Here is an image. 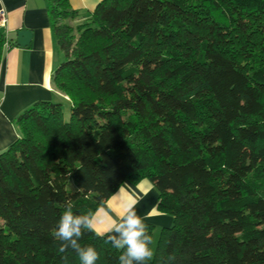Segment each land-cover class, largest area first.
I'll use <instances>...</instances> for the list:
<instances>
[{
  "label": "trees",
  "instance_id": "trees-1",
  "mask_svg": "<svg viewBox=\"0 0 264 264\" xmlns=\"http://www.w3.org/2000/svg\"><path fill=\"white\" fill-rule=\"evenodd\" d=\"M46 9L61 98L23 110L0 153V264H80L53 236L65 201L92 214L143 179L173 218L147 264H264V0H101L75 24L68 0ZM6 42L0 26V61ZM105 240L79 243L118 264Z\"/></svg>",
  "mask_w": 264,
  "mask_h": 264
},
{
  "label": "crops",
  "instance_id": "crops-1",
  "mask_svg": "<svg viewBox=\"0 0 264 264\" xmlns=\"http://www.w3.org/2000/svg\"><path fill=\"white\" fill-rule=\"evenodd\" d=\"M79 17L72 24L87 18L101 0H68ZM4 12L2 26L10 45L3 48L0 61V153L19 136L17 117L38 101L58 100L52 75L63 60L50 25L46 0H0ZM29 30L31 38L25 46L16 44L17 31ZM158 192L153 183L143 179L125 181L95 210L94 225L105 233L111 219L123 214L129 202L145 222L155 226V238L162 227H169L172 216L156 210ZM106 237V236H105Z\"/></svg>",
  "mask_w": 264,
  "mask_h": 264
},
{
  "label": "clouds",
  "instance_id": "clouds-1",
  "mask_svg": "<svg viewBox=\"0 0 264 264\" xmlns=\"http://www.w3.org/2000/svg\"><path fill=\"white\" fill-rule=\"evenodd\" d=\"M53 236L60 241L59 251L73 250L79 257L80 264H96L100 256L92 246L82 247L79 241L85 231L94 232L97 237L106 236V243L121 252L118 264H147L153 257V236L148 226L135 210V202H129L122 215L113 218L105 233L96 230L95 217L92 214H75L74 203L65 201Z\"/></svg>",
  "mask_w": 264,
  "mask_h": 264
},
{
  "label": "water",
  "instance_id": "water-1",
  "mask_svg": "<svg viewBox=\"0 0 264 264\" xmlns=\"http://www.w3.org/2000/svg\"><path fill=\"white\" fill-rule=\"evenodd\" d=\"M31 38V32L29 30H18L16 44L20 46H25L29 43Z\"/></svg>",
  "mask_w": 264,
  "mask_h": 264
},
{
  "label": "rangeland",
  "instance_id": "rangeland-1",
  "mask_svg": "<svg viewBox=\"0 0 264 264\" xmlns=\"http://www.w3.org/2000/svg\"><path fill=\"white\" fill-rule=\"evenodd\" d=\"M63 108H64V112H65V119H67L68 118V114H69V110H68L69 108H68V103L66 101L63 104ZM68 186L71 187V188L74 187V185H73L71 180L68 181ZM155 239L156 238H153V244L151 245V247L153 249V253L155 251V245H156V240Z\"/></svg>",
  "mask_w": 264,
  "mask_h": 264
},
{
  "label": "built area",
  "instance_id": "built-area-1",
  "mask_svg": "<svg viewBox=\"0 0 264 264\" xmlns=\"http://www.w3.org/2000/svg\"><path fill=\"white\" fill-rule=\"evenodd\" d=\"M5 24V16H4V12L1 10L0 11V26L2 27ZM9 44L6 42L5 43V47H8Z\"/></svg>",
  "mask_w": 264,
  "mask_h": 264
}]
</instances>
